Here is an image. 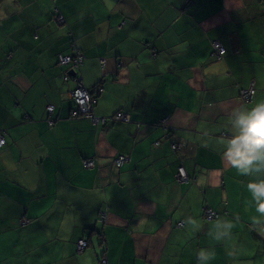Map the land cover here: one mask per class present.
Listing matches in <instances>:
<instances>
[{
    "label": "crops",
    "instance_id": "0c3cea01",
    "mask_svg": "<svg viewBox=\"0 0 264 264\" xmlns=\"http://www.w3.org/2000/svg\"><path fill=\"white\" fill-rule=\"evenodd\" d=\"M0 13V264H264V214L251 218L247 189L264 169L241 175L212 148L234 108L264 100V0H0ZM75 48L85 86L102 89L94 116L122 111L128 122L72 116L74 83L58 55ZM137 102L158 117L149 134ZM168 128L195 145L184 164L194 182L149 174L175 166L166 146L147 148V135ZM129 152L118 171L113 159ZM204 204L219 218L203 223ZM82 237L91 245L77 253Z\"/></svg>",
    "mask_w": 264,
    "mask_h": 264
},
{
    "label": "trees",
    "instance_id": "16d2710c",
    "mask_svg": "<svg viewBox=\"0 0 264 264\" xmlns=\"http://www.w3.org/2000/svg\"><path fill=\"white\" fill-rule=\"evenodd\" d=\"M51 1L55 2L56 0H51ZM58 17H60L61 20H58ZM53 18H54V22L58 26H63L65 24L66 20L62 16V14H60V12L58 10H55V14H54ZM212 49H213L212 55L217 57V58H218V55H219L220 51H223L222 54H224V52H225L224 48H219V44H218L217 41H213ZM77 54H80L82 56V58L85 60V55L77 48H75L73 50V52L71 54H69V56H70V58H72V57L76 58L75 56ZM59 55H62V54H59ZM63 56H67V55H63ZM220 56H222V55L220 54ZM58 63H59V61H58ZM61 65H64V64L61 63ZM69 98H70V100L73 103V107L71 109L76 111L77 110L76 109V103L74 102V100L70 96H69ZM92 110H93V113H94V108H92ZM136 110H137V113H138V118L140 119V123H143L145 125V128H146L145 132L147 134L151 133L154 130V128L159 127V125H155L154 124L155 123L154 119H157L158 117L155 116V114L153 113L152 110L144 108L139 103L137 104V109ZM162 113H163L162 118H160V120H157L158 122H161V124H163L162 122H164L165 119H167L168 117L171 116V110H170V108H169V106L167 104H165L164 108H160V115ZM117 115H124L125 116V120L121 119V118L118 119ZM69 116H70V113H69ZM83 117L84 116H79V117H74V118L78 119V118H83ZM90 119H91V121L94 124V121L92 120V118H90ZM97 119H98V122L101 123V124H105V123H107L109 121H117V122L119 121V122L125 123V121L126 122L129 121V116H128V114H125L124 112L119 111V112L115 113L114 115L108 116V118H103V117L102 118H98L97 117ZM49 120H52V119H49ZM47 123H48V121H47ZM53 124H54V120H53V123H51V124L48 123L49 126H52ZM137 127H138V125H137ZM175 131H177V130L168 128L166 130V132H165V136L161 134L159 139H156V141H155V138L153 136H148L147 135L148 138H151V139L154 140V141L151 142V149L153 151H155V150H157L160 147L159 150H161V145L166 146V148L169 151V157L167 155L166 160L167 161H172L173 160L174 163H175L174 167L171 166V165L160 166V167L157 166L156 169H152V170L149 171L150 175H153L154 172H158V171L160 172L157 175V180H156L157 184H164L165 181L167 180V178L170 175L169 172H171V173L174 172L173 173V180L180 184V182L178 181V176L180 174V168L183 169V172L186 175V179H185V181L183 183L188 184L190 182H194V179L189 175V172L185 169L184 164L189 160V157H190L191 153L193 152L192 150H193V147L195 145L193 144L192 140H190L188 142H184V140H181L180 138H177L176 135H175ZM235 132H236V129L234 127L231 128L230 130H228L227 132H225L226 134L224 135L223 139L220 140V141H217L215 144H213L212 148L215 151L216 150L219 151L221 148H223L224 151H225L226 145L228 143V140L231 138L232 134L235 133ZM3 140H4V144L2 146H0V150L6 144L5 136L3 137ZM129 155H130V152L127 153V154L118 155L117 157H115L113 159L114 165H115V167L117 168L118 171L120 170V167L122 165H124L125 163L131 161L130 160L131 156H129ZM89 160H92L93 165L91 167H87V166L85 167L86 162L89 161ZM82 164H83V167L85 169H93L95 167V165H96V162H95V159L93 157H83ZM134 175H135L134 173H131L130 174V178L132 179V177ZM155 184L152 187L148 188V187H145V185L143 183V184H141V188L144 189V190L151 189V188H153L155 186ZM200 209H201L200 210V214H198V215H199V218L201 219V221L203 223H209L210 221H213V220H216L217 218H219L220 214L217 211V209H213L212 207H210L207 204L202 205ZM207 210L213 211L214 215H213L212 218H209ZM133 213H135V209L129 203L126 206V208H125V217H126V219H130L131 216L133 215ZM105 218H107V211L104 212V214H103V219H105ZM24 219L29 222V220L26 219V217ZM21 224H23V223H21ZM182 225H184L182 221H178L177 222V226L183 227ZM262 225H263V231L262 232H263V235H264V220L262 222ZM80 239L87 241V246L81 252H78L77 251V247H76L77 253L84 252V250L89 245H91V241L89 239H87L86 237H82ZM80 239H78V240H80ZM77 241H76V244H77ZM101 252H103V249L101 250ZM101 260H103V258ZM100 261H99V263H100Z\"/></svg>",
    "mask_w": 264,
    "mask_h": 264
},
{
    "label": "clouds",
    "instance_id": "9594fccd",
    "mask_svg": "<svg viewBox=\"0 0 264 264\" xmlns=\"http://www.w3.org/2000/svg\"><path fill=\"white\" fill-rule=\"evenodd\" d=\"M2 15L3 13H0V16ZM231 116L236 132L228 140L223 157L241 175H246L253 169L255 171L264 169V100L256 102L250 108H234ZM254 162L258 163L254 164ZM178 181H180L179 177ZM247 189L256 201V211L264 214V199H262L264 198V180L250 181ZM21 223L28 222L21 221Z\"/></svg>",
    "mask_w": 264,
    "mask_h": 264
},
{
    "label": "built area",
    "instance_id": "2783aa9c",
    "mask_svg": "<svg viewBox=\"0 0 264 264\" xmlns=\"http://www.w3.org/2000/svg\"><path fill=\"white\" fill-rule=\"evenodd\" d=\"M58 20H61L60 17H58ZM220 53L222 54L223 51H220ZM65 57L63 55H59L58 56V61L61 64L62 63V58ZM76 60L82 64L83 63V58L80 54H77L76 56ZM78 81V80H77ZM78 84H80V82L78 81ZM80 86L78 85L77 88H75L70 94V97L74 100V102L76 103V111L73 110L72 111V116L73 117H79V116H84V117H88V118H92V120L94 121L95 124L98 123V119L94 116L92 108L95 104V101L91 99L86 98V96L78 89ZM100 89H98L97 91H100ZM49 107L47 108V111L50 113H53L54 111V106L53 105H48ZM120 116H124V115H117V118L120 119ZM48 123L51 124L53 123V120H48ZM3 135L0 134V146H2L4 144V140H3ZM93 165L92 160H89L86 162L85 167H91ZM180 174L183 175V177L181 178V180H185L186 179V175L183 172V169L180 168ZM213 213V211H212ZM214 215V213L212 214V216L210 218H212ZM22 222H28L27 220L23 219ZM87 245V242L85 240H79L77 242V251L81 252L85 246ZM103 263H105V260L103 261Z\"/></svg>",
    "mask_w": 264,
    "mask_h": 264
},
{
    "label": "bare ground",
    "instance_id": "6f19581e",
    "mask_svg": "<svg viewBox=\"0 0 264 264\" xmlns=\"http://www.w3.org/2000/svg\"><path fill=\"white\" fill-rule=\"evenodd\" d=\"M62 64L66 65V66H70V69L68 72H74L69 74L67 73L68 75H66V77H75L79 82H80V87L78 88L85 96L86 98L90 99L91 95L97 91L98 89L101 88V86H96L95 88L93 89H90L88 87L85 86L84 84V81H83V77L79 74V70H80V67L82 66V64H80L76 58L72 57L70 58V56H65L62 58ZM103 67V65H102ZM71 94H69L70 96Z\"/></svg>",
    "mask_w": 264,
    "mask_h": 264
},
{
    "label": "rangeland",
    "instance_id": "374dc122",
    "mask_svg": "<svg viewBox=\"0 0 264 264\" xmlns=\"http://www.w3.org/2000/svg\"><path fill=\"white\" fill-rule=\"evenodd\" d=\"M66 79H67V80H68V79H71V80L73 81V83H74V87H73V89L69 92V94H70L75 88H77L78 85L80 86V84H78V81H77V79H76L75 77H66ZM101 93H102V89H101L100 91H95V92L91 95V99L94 100V101L96 102V98H97ZM93 125H96V124H93ZM151 142H152V140H149V141H148V146H147V148H150V144H151ZM83 169H84V170H92V169H85L84 167H83ZM179 182H180V183H181V182H184V180H180ZM98 209H99V218H98V222L101 223V224H104V223L106 222V219H103V214H104V212H106L107 210H106L105 208H103V209L101 210V207H100V206H98ZM254 210H255V213H256V215H257L258 217H251V218L254 219L255 222H259L260 219L262 218V215H263V214H261V213H259V212L256 211V201H255V205H254ZM259 217H260V218H259ZM21 219H22V218H21ZM26 219L29 220V218H27V217H26ZM20 221H21V220H19V222H20ZM29 221H30V220H29ZM19 225H21V226H26L25 224H21V223H19ZM89 238H90V237H89ZM87 239H88V238H87ZM23 255L25 256L26 254L24 253ZM13 259H14V258H11V259L8 260L7 262H11ZM104 260H105V259L101 260L100 263H101V264H107L106 260H105V263H103Z\"/></svg>",
    "mask_w": 264,
    "mask_h": 264
},
{
    "label": "water",
    "instance_id": "95a60500",
    "mask_svg": "<svg viewBox=\"0 0 264 264\" xmlns=\"http://www.w3.org/2000/svg\"><path fill=\"white\" fill-rule=\"evenodd\" d=\"M68 73H69V74H71V73H73V74H74V72H73V71H72V72L70 71V72H68ZM120 118L125 120V116H120ZM178 177H179V180H181V178L183 177V175H182V174H179V176H178ZM207 211H208V215H209V218H210V217L212 216V214H213V213H212V211H211V210H207ZM207 211H206V212H207Z\"/></svg>",
    "mask_w": 264,
    "mask_h": 264
}]
</instances>
